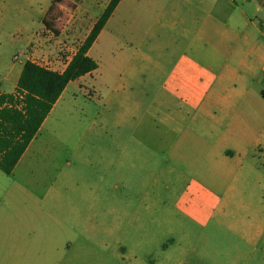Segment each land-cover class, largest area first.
<instances>
[{"label":"rangeland","instance_id":"rangeland-1","mask_svg":"<svg viewBox=\"0 0 264 264\" xmlns=\"http://www.w3.org/2000/svg\"><path fill=\"white\" fill-rule=\"evenodd\" d=\"M175 1L122 0L89 51L98 69L67 86L14 172L0 170V189L21 191L22 205L53 208L51 239L39 241L33 264H264L261 245L255 251L228 218L210 219L192 197L214 191L202 177L209 149L187 136L206 121L187 107L170 120L180 105L165 82L191 41L184 34L196 27L192 10L200 16L202 6ZM234 1L264 32V0ZM59 2L0 0V81L45 10L52 6L44 35L69 41L62 69L108 0H86L81 20L70 23L63 12L71 8ZM236 14L221 18L230 24Z\"/></svg>","mask_w":264,"mask_h":264},{"label":"crops","instance_id":"crops-1","mask_svg":"<svg viewBox=\"0 0 264 264\" xmlns=\"http://www.w3.org/2000/svg\"><path fill=\"white\" fill-rule=\"evenodd\" d=\"M62 2L58 5L71 8L63 12L65 21L81 20L86 0ZM200 5V16L196 9L192 10L195 29L184 34L191 36L183 50L185 54L174 60L166 77V88L180 105L170 120L181 117L184 107L194 112V119H205L206 127L187 136L209 149V167L202 177L220 194L209 190L195 192L192 197L204 203L208 212L211 210L210 219L221 213L230 220L229 228L241 233L244 242L254 245L255 251L261 245L264 252V32L234 0H200ZM50 8L45 10L38 30L20 37L24 47L13 57L12 64L5 66L0 81L9 82L12 90L3 92L0 87V93L16 91L23 67L31 57L49 59L54 71L60 73L72 60L73 57L59 69L62 66L56 53L64 56L69 41L63 36L44 35L43 22ZM231 8L240 14L230 15L228 24L221 17ZM172 16L175 21L180 17L177 12ZM161 49L164 53L176 47ZM145 58L149 61V56ZM21 194L19 190L0 189V264H33L39 256V241L47 244L51 239L53 208L22 205Z\"/></svg>","mask_w":264,"mask_h":264},{"label":"trees","instance_id":"trees-1","mask_svg":"<svg viewBox=\"0 0 264 264\" xmlns=\"http://www.w3.org/2000/svg\"><path fill=\"white\" fill-rule=\"evenodd\" d=\"M122 0H110L90 33L60 73L27 61L14 93H0V170L10 176L67 86L98 69L89 56Z\"/></svg>","mask_w":264,"mask_h":264},{"label":"built area","instance_id":"built-area-1","mask_svg":"<svg viewBox=\"0 0 264 264\" xmlns=\"http://www.w3.org/2000/svg\"><path fill=\"white\" fill-rule=\"evenodd\" d=\"M51 36H53V35H51ZM60 53H62V52L56 53V59L62 63V62H64V60H62ZM30 62H32V63H34L40 67H43L45 69H48L50 71H54V69H55L54 65L52 64V62L49 59H45L42 57H31Z\"/></svg>","mask_w":264,"mask_h":264}]
</instances>
